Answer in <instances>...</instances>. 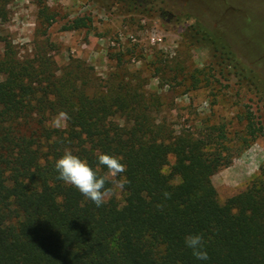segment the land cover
<instances>
[{
  "label": "trees",
  "instance_id": "obj_1",
  "mask_svg": "<svg viewBox=\"0 0 264 264\" xmlns=\"http://www.w3.org/2000/svg\"><path fill=\"white\" fill-rule=\"evenodd\" d=\"M90 21L77 15L63 28ZM195 34L220 63L229 58L222 38L201 25ZM0 43V264H264V171L223 202L210 180L232 158L223 123L200 135L173 132L154 123L129 81L90 94L72 78L56 77L46 60H20L1 33ZM61 110L70 116L67 127H51ZM242 117L246 146L263 134V122ZM65 149L100 175L107 169L98 154L123 157L126 171L116 179L129 183L120 198L113 193L97 207L59 179L55 161ZM190 234L203 237L207 260L186 246Z\"/></svg>",
  "mask_w": 264,
  "mask_h": 264
},
{
  "label": "rangeland",
  "instance_id": "obj_2",
  "mask_svg": "<svg viewBox=\"0 0 264 264\" xmlns=\"http://www.w3.org/2000/svg\"><path fill=\"white\" fill-rule=\"evenodd\" d=\"M38 1H6L0 33L16 57L46 60L56 77L90 94L129 81L154 123L173 132L200 135L223 123L232 158L210 177L220 202L262 177L264 0H41L44 13ZM77 15L89 16V25L64 29ZM198 25L227 43L228 59L220 63L193 35ZM247 113L262 120L263 134L245 146ZM173 161L169 156L166 171Z\"/></svg>",
  "mask_w": 264,
  "mask_h": 264
},
{
  "label": "clouds",
  "instance_id": "obj_3",
  "mask_svg": "<svg viewBox=\"0 0 264 264\" xmlns=\"http://www.w3.org/2000/svg\"><path fill=\"white\" fill-rule=\"evenodd\" d=\"M70 116L66 111H59L51 121L50 126L61 129L67 127ZM123 157L100 153L97 156L99 166L107 169L103 175L99 174V168L89 164L86 158H81L70 149H65L63 154L55 161V169L58 178L65 184L71 185L82 195L90 199L97 207H100L110 199L114 189L124 190L129 183L126 177L116 179L121 173L126 171V165L122 163ZM111 182L113 187H105L107 182ZM170 193L165 192V198H170ZM185 244L192 250V254L199 260H207L208 255L204 250V240L199 234H190L185 237Z\"/></svg>",
  "mask_w": 264,
  "mask_h": 264
}]
</instances>
